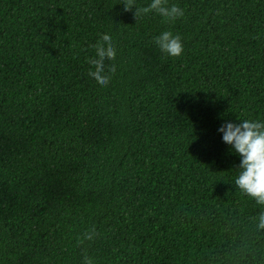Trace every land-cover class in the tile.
<instances>
[{
    "label": "trees",
    "instance_id": "16d2710c",
    "mask_svg": "<svg viewBox=\"0 0 264 264\" xmlns=\"http://www.w3.org/2000/svg\"><path fill=\"white\" fill-rule=\"evenodd\" d=\"M173 3L185 14L165 21L122 0H0V264H80L81 247L94 264H264V205L217 131L264 119V0ZM102 33L106 86L88 75Z\"/></svg>",
    "mask_w": 264,
    "mask_h": 264
},
{
    "label": "clouds",
    "instance_id": "9594fccd",
    "mask_svg": "<svg viewBox=\"0 0 264 264\" xmlns=\"http://www.w3.org/2000/svg\"><path fill=\"white\" fill-rule=\"evenodd\" d=\"M124 11L135 7L136 18L142 14L154 12L165 21H174L184 16V10L177 4H168V0H150L144 7H138L136 0H122ZM154 43L168 56H179L183 52V43L179 35L163 31L154 37ZM94 48V55L87 58L91 65L88 75L101 86H106L116 65L111 63L117 55V48L110 34L102 33ZM222 141L239 155V165L233 183L244 194L254 199L256 204L264 205V119H239V122L226 121L217 129ZM257 230H264V211L256 218ZM95 231H86L78 238L77 244L92 241ZM80 264H94L86 247H81Z\"/></svg>",
    "mask_w": 264,
    "mask_h": 264
}]
</instances>
